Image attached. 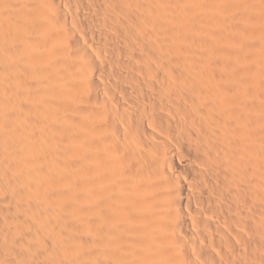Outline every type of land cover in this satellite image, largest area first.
Returning a JSON list of instances; mask_svg holds the SVG:
<instances>
[{
	"label": "bare ground",
	"instance_id": "6f19581e",
	"mask_svg": "<svg viewBox=\"0 0 264 264\" xmlns=\"http://www.w3.org/2000/svg\"><path fill=\"white\" fill-rule=\"evenodd\" d=\"M0 264H264V0H0Z\"/></svg>",
	"mask_w": 264,
	"mask_h": 264
}]
</instances>
